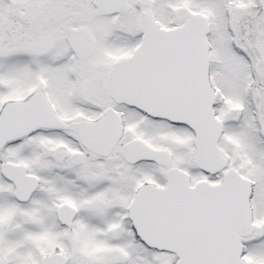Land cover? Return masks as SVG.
<instances>
[{
    "label": "snow or ice",
    "instance_id": "6c2138e0",
    "mask_svg": "<svg viewBox=\"0 0 264 264\" xmlns=\"http://www.w3.org/2000/svg\"><path fill=\"white\" fill-rule=\"evenodd\" d=\"M0 264H264V0H0Z\"/></svg>",
    "mask_w": 264,
    "mask_h": 264
}]
</instances>
